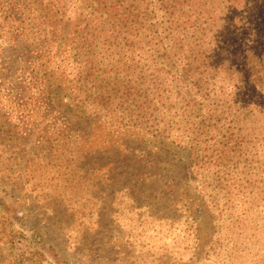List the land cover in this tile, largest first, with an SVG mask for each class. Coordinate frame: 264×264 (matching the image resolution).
<instances>
[{"label":"trees","instance_id":"trees-1","mask_svg":"<svg viewBox=\"0 0 264 264\" xmlns=\"http://www.w3.org/2000/svg\"><path fill=\"white\" fill-rule=\"evenodd\" d=\"M71 170L264 264V0H0V180Z\"/></svg>","mask_w":264,"mask_h":264},{"label":"rangeland","instance_id":"rangeland-1","mask_svg":"<svg viewBox=\"0 0 264 264\" xmlns=\"http://www.w3.org/2000/svg\"><path fill=\"white\" fill-rule=\"evenodd\" d=\"M34 173L35 186L27 177L19 186L0 180V198L11 205L6 210L0 199V264H211L193 258V241L176 225L155 220V207L97 173L81 179L71 170V180L59 182Z\"/></svg>","mask_w":264,"mask_h":264}]
</instances>
